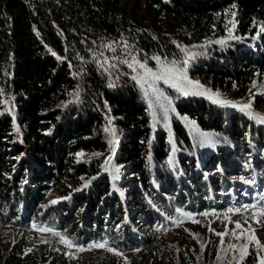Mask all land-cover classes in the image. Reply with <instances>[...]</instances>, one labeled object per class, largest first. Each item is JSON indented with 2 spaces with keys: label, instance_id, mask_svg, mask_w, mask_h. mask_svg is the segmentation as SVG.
<instances>
[{
  "label": "trees",
  "instance_id": "trees-1",
  "mask_svg": "<svg viewBox=\"0 0 264 264\" xmlns=\"http://www.w3.org/2000/svg\"><path fill=\"white\" fill-rule=\"evenodd\" d=\"M160 59L231 102L152 101ZM238 104L264 116V0H0V264H194L176 208L206 210V176L222 197L252 149L264 183V120Z\"/></svg>",
  "mask_w": 264,
  "mask_h": 264
},
{
  "label": "rangeland",
  "instance_id": "rangeland-1",
  "mask_svg": "<svg viewBox=\"0 0 264 264\" xmlns=\"http://www.w3.org/2000/svg\"><path fill=\"white\" fill-rule=\"evenodd\" d=\"M190 54L192 56L198 54V45L191 50ZM159 63H161V70L156 69L155 71L146 72L142 76L145 88H147L146 92L151 96L152 101L156 100V103H160L162 99L167 98L170 94L186 92L188 94H205L215 104H220V102L230 103V101L217 99L203 86H198V83L189 76L188 64L185 60L160 59ZM205 90L207 93H205ZM169 97L171 98L172 95ZM219 100L220 102H217ZM239 106L264 119L261 113L248 106L241 104ZM196 133L197 137L199 136L205 143H208L205 135L198 132V130H196ZM252 166V162L250 167L245 162L240 166L241 169L236 168L237 179L233 180V183L228 184V182L222 181L223 192L221 194L223 196L220 198L216 196L213 184L203 171L211 195V201L206 202L207 209L201 212L198 208V213H194L183 207L178 206L176 208L178 211L176 212L182 218L192 222L189 230L182 236L186 243H190L191 251L195 257L194 264H243L249 257L255 258L256 264H264V188H261V186L257 189L254 188L253 185H255L259 176ZM251 172L254 173L253 176H250ZM49 186V189L43 188L38 195L43 197L44 200L48 199L50 201L61 198L56 192L61 188L60 184L55 183ZM8 231L0 230V237H6ZM147 234L158 245H167L172 242L167 228H160L158 231H150ZM10 236H13V234ZM48 238L62 240L63 243L66 241V237L63 235ZM139 239L142 240L141 237ZM212 254L214 257H211ZM74 255H79V252ZM84 257L85 255H79V259Z\"/></svg>",
  "mask_w": 264,
  "mask_h": 264
},
{
  "label": "water",
  "instance_id": "water-1",
  "mask_svg": "<svg viewBox=\"0 0 264 264\" xmlns=\"http://www.w3.org/2000/svg\"><path fill=\"white\" fill-rule=\"evenodd\" d=\"M198 86H202V85L198 83ZM210 93H211L214 97H216V98H221V99H223V100H227L226 98L216 96V95H215L213 92H211V91H210Z\"/></svg>",
  "mask_w": 264,
  "mask_h": 264
}]
</instances>
